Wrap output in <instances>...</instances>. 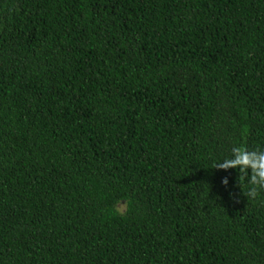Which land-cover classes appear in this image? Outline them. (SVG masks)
Listing matches in <instances>:
<instances>
[{"label": "trees", "instance_id": "16d2710c", "mask_svg": "<svg viewBox=\"0 0 264 264\" xmlns=\"http://www.w3.org/2000/svg\"><path fill=\"white\" fill-rule=\"evenodd\" d=\"M234 146L264 0H0V264H264Z\"/></svg>", "mask_w": 264, "mask_h": 264}, {"label": "clouds", "instance_id": "9594fccd", "mask_svg": "<svg viewBox=\"0 0 264 264\" xmlns=\"http://www.w3.org/2000/svg\"><path fill=\"white\" fill-rule=\"evenodd\" d=\"M214 167L224 170L232 168L247 175L248 183L252 187L247 190L246 195L251 199L257 196L258 190L264 189V149L249 150L234 146L230 157L217 162ZM222 183H228L226 177Z\"/></svg>", "mask_w": 264, "mask_h": 264}]
</instances>
